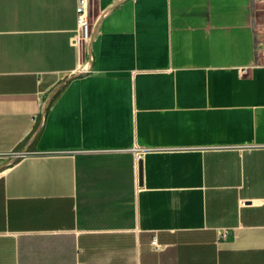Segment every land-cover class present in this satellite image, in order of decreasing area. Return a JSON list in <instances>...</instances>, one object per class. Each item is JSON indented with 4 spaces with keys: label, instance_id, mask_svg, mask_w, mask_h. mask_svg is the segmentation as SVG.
Masks as SVG:
<instances>
[{
    "label": "crops",
    "instance_id": "obj_1",
    "mask_svg": "<svg viewBox=\"0 0 264 264\" xmlns=\"http://www.w3.org/2000/svg\"><path fill=\"white\" fill-rule=\"evenodd\" d=\"M77 2L0 0V264H264V0Z\"/></svg>",
    "mask_w": 264,
    "mask_h": 264
},
{
    "label": "built area",
    "instance_id": "obj_2",
    "mask_svg": "<svg viewBox=\"0 0 264 264\" xmlns=\"http://www.w3.org/2000/svg\"><path fill=\"white\" fill-rule=\"evenodd\" d=\"M75 12L77 13V28L70 38V43L73 46L76 45L87 50L92 35V28L89 25L88 0H78L75 7ZM243 72L245 71L242 69L241 73ZM28 154L29 152L26 150H15L14 152H11L9 156H11L13 159H17L27 156ZM228 232V229H223L221 232L218 233V238L222 239V237L226 236ZM150 244L156 250H159V248L161 247L160 243L158 244L155 238L151 240Z\"/></svg>",
    "mask_w": 264,
    "mask_h": 264
}]
</instances>
